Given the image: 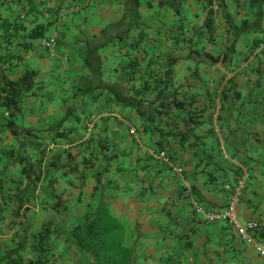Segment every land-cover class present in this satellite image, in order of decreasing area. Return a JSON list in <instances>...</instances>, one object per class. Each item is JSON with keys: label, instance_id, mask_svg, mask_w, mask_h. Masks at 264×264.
<instances>
[{"label": "crops", "instance_id": "0c3cea01", "mask_svg": "<svg viewBox=\"0 0 264 264\" xmlns=\"http://www.w3.org/2000/svg\"><path fill=\"white\" fill-rule=\"evenodd\" d=\"M211 4H16V13L24 9L28 28L49 23L46 36L61 41L56 59L39 39L34 49H14L46 83L43 92L22 103L21 137L2 131L7 120L0 116V180L6 182L0 264H87L68 237L78 216L90 203L97 205L98 183L112 214L125 222L126 244L136 246L137 264H264L229 224L198 220L194 211L193 200L207 209L225 207L229 194L224 185H233L247 171L237 215L244 224L258 222L253 234L264 242V0H222L218 10ZM212 10L211 36L207 18ZM135 58L140 61L137 76L148 62L162 75L169 60H176L174 87L179 86L176 98L182 106H173L148 132L133 108L107 95L140 86L142 79H131ZM21 70L20 64L11 77ZM59 82L67 101L53 91ZM82 88L90 93L73 97ZM153 96L151 91L148 99ZM92 115L97 116L95 127L83 139ZM29 129L42 135L41 146L25 144ZM65 150L72 155L69 165L49 166ZM175 165L192 182V196L184 193V178L173 171ZM8 181L16 182L14 188ZM45 226L52 231L43 251L36 233Z\"/></svg>", "mask_w": 264, "mask_h": 264}, {"label": "trees", "instance_id": "16d2710c", "mask_svg": "<svg viewBox=\"0 0 264 264\" xmlns=\"http://www.w3.org/2000/svg\"><path fill=\"white\" fill-rule=\"evenodd\" d=\"M209 1L212 3L213 0ZM220 1L222 0H218L219 7ZM19 3L20 0H0V116L7 120L2 131H9L11 135L17 138L22 136L18 129L23 125L22 103L36 97L38 91H42L44 88L46 80L39 79L38 71L29 65L23 68V73L18 77H11L14 68L18 67L24 58L23 54L15 53L14 49L19 47L24 50L34 49L36 41L46 37L45 32L49 25V23L46 25L37 24L28 28L24 9L19 13L15 12V6ZM213 11L207 18V27L211 36L215 32ZM55 38L58 41L57 55L55 57L48 55L56 59L59 58L61 40L58 37ZM18 39H22V41H18ZM175 63L176 60L171 58L168 68L160 75L159 68H154L151 62H148L141 76H137L138 72L141 71L137 70L140 61L138 58L132 59L130 66L134 73H132L131 79H142L140 86L132 85L124 91L112 92L109 90L107 95L111 94L118 102L133 108L141 116L142 130L148 132L155 124L154 122L160 121L164 113H170L169 111L173 106H182L176 98L179 93V86L174 87ZM89 83L91 81L87 84ZM83 85L85 83H82ZM88 91L90 90L82 88L73 97L90 93ZM151 91L155 92V96L149 100L148 94ZM63 100L67 101V97H64ZM32 131L33 129L25 130L23 138H28L24 140L25 144L35 147L41 146L43 144L42 135ZM187 132H190V128ZM25 144L22 143L24 148L26 147ZM64 152L61 157H56L51 163L49 162V166L59 168L64 164L69 165L72 155L68 150ZM100 190L98 183V187L95 189L96 195L98 194L96 196L97 205L90 203L86 212L78 216L68 240L80 251L87 264H137L136 246L126 244L127 227L119 217L112 214L108 203L101 196ZM51 229V226L50 229L45 226L36 233V236L40 238L39 245L43 251L47 250L46 240L52 231ZM18 247L16 245L14 250L12 249L8 253V256L15 253Z\"/></svg>", "mask_w": 264, "mask_h": 264}, {"label": "built area", "instance_id": "2783aa9c", "mask_svg": "<svg viewBox=\"0 0 264 264\" xmlns=\"http://www.w3.org/2000/svg\"><path fill=\"white\" fill-rule=\"evenodd\" d=\"M218 10L219 3L218 0H213L210 5V9ZM40 45L46 48L49 55L55 57L57 55L58 41L55 37L46 36L40 39ZM97 116L92 115L86 122V128L83 139H89L92 135V131L95 127ZM160 157L168 158L165 151H160L158 153ZM173 171L177 173L180 177L184 178V170L180 165H175ZM249 173L244 171L240 176H238L236 182L231 185L226 183L224 188L228 191V201L225 207L221 209H207L203 204L197 200H193L194 211L197 215L198 220L202 218L203 221H223L229 224L237 235L245 240L248 244L254 246L256 251L264 259V242L257 238L253 232L258 227V222L249 221L247 223H242L237 215V206L243 193L246 191L248 186ZM184 193L187 196H192L193 184L189 180L184 178Z\"/></svg>", "mask_w": 264, "mask_h": 264}, {"label": "rangeland", "instance_id": "374dc122", "mask_svg": "<svg viewBox=\"0 0 264 264\" xmlns=\"http://www.w3.org/2000/svg\"><path fill=\"white\" fill-rule=\"evenodd\" d=\"M24 60V59H23ZM22 60V61H23ZM29 60V59H28ZM15 64V63H14ZM21 65H22V70L21 71H19V73L21 74V73H23V71H24V67L27 65H29V66H31L32 67V64H31V62H30V60L27 62V63H21ZM15 67V66H14ZM53 83V82H52ZM62 84V82H59V83H56V88L55 89H53V91L54 92H58V90H59V93H57V97H61V95H63L64 97L66 96V94H67V92L65 91L64 93H63V89H62V87L60 86ZM52 85H54V84H52ZM44 88H45V85H44ZM43 90L44 89H42V91L41 92H43ZM62 90V91H61ZM44 94V93H43ZM59 94V95H58ZM62 96V97H63ZM68 96V95H67ZM66 98V97H65ZM35 99H37V98H35ZM38 99H40V97L38 98ZM55 99H57V98H55ZM60 99V98H59ZM58 99V100H59ZM72 100H73V98H72ZM62 101H63V99H62ZM41 102H39V104H40ZM45 104V103H44ZM44 109H46V104H45V108ZM67 109H69L70 111H71V109L70 108H68L67 107ZM26 111H28L27 109H26ZM84 112V111H83ZM83 112H81V113H83ZM46 152H47V150H46ZM9 182V184H10V186H12L13 188H14V186H15V184H16V182H12V181H8ZM4 183H6V182H3L2 180H0V206L1 205H3L4 203H5V201H6V199H5V188H6V186H5V184ZM13 192H14V189H13ZM59 215H58V212H55V217H58ZM125 223V222H124Z\"/></svg>", "mask_w": 264, "mask_h": 264}]
</instances>
